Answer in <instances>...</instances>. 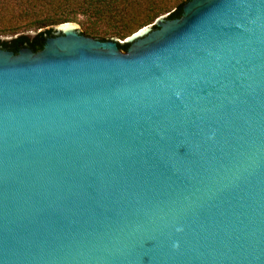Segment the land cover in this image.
Masks as SVG:
<instances>
[{
    "label": "water",
    "instance_id": "95a60500",
    "mask_svg": "<svg viewBox=\"0 0 264 264\" xmlns=\"http://www.w3.org/2000/svg\"><path fill=\"white\" fill-rule=\"evenodd\" d=\"M66 25L0 49V264H264V0Z\"/></svg>",
    "mask_w": 264,
    "mask_h": 264
},
{
    "label": "trees",
    "instance_id": "16d2710c",
    "mask_svg": "<svg viewBox=\"0 0 264 264\" xmlns=\"http://www.w3.org/2000/svg\"><path fill=\"white\" fill-rule=\"evenodd\" d=\"M192 0H0V46L40 52L54 27L79 23L83 34L99 41L124 40L164 15L180 19ZM34 33L33 37L28 34ZM126 52L129 44H118Z\"/></svg>",
    "mask_w": 264,
    "mask_h": 264
},
{
    "label": "rangeland",
    "instance_id": "374dc122",
    "mask_svg": "<svg viewBox=\"0 0 264 264\" xmlns=\"http://www.w3.org/2000/svg\"><path fill=\"white\" fill-rule=\"evenodd\" d=\"M164 16H167V15H164ZM71 24H74V25H75V28L78 30V32H80V34L84 35V34H83V28H82V26H81L79 23H71ZM150 26H152V25H150ZM56 27H57V26H56ZM33 35H34V33H32V32H30V33L28 34L29 37H33ZM84 36H85V35H84ZM130 37H131V36H130ZM89 38H90V37H89ZM10 39H11V37H3V36H0V40H3V41H8V40H10ZM128 39H129V37L126 38V39H124V40H119V39H116V38H108L107 41H108V40H116V41H118L119 43H125Z\"/></svg>",
    "mask_w": 264,
    "mask_h": 264
},
{
    "label": "bare ground",
    "instance_id": "6f19581e",
    "mask_svg": "<svg viewBox=\"0 0 264 264\" xmlns=\"http://www.w3.org/2000/svg\"><path fill=\"white\" fill-rule=\"evenodd\" d=\"M73 28H75L74 25H66L63 27V30L69 33L73 30Z\"/></svg>",
    "mask_w": 264,
    "mask_h": 264
},
{
    "label": "flooded vegetation",
    "instance_id": "af4514ba",
    "mask_svg": "<svg viewBox=\"0 0 264 264\" xmlns=\"http://www.w3.org/2000/svg\"><path fill=\"white\" fill-rule=\"evenodd\" d=\"M49 37H50V35H49ZM45 41H46V40H45ZM44 44H45V43H44ZM0 49H1V50H4V51L12 52V51H10V50H8V49H5V48H3V47H1V46H0ZM21 49H24V48H21ZM21 49H19L18 52H19ZM26 49H29V48H26ZM18 52H17V53H18ZM13 53H14V52H13Z\"/></svg>",
    "mask_w": 264,
    "mask_h": 264
}]
</instances>
